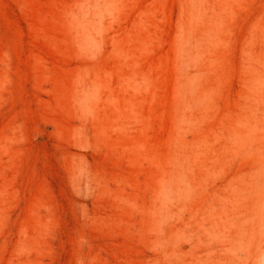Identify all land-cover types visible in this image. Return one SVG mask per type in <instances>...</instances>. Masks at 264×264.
Listing matches in <instances>:
<instances>
[{"label": "rangeland", "instance_id": "1", "mask_svg": "<svg viewBox=\"0 0 264 264\" xmlns=\"http://www.w3.org/2000/svg\"><path fill=\"white\" fill-rule=\"evenodd\" d=\"M0 264H264V0H0Z\"/></svg>", "mask_w": 264, "mask_h": 264}]
</instances>
